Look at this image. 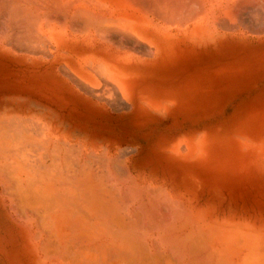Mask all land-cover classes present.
<instances>
[{"label":"bare ground","instance_id":"obj_1","mask_svg":"<svg viewBox=\"0 0 264 264\" xmlns=\"http://www.w3.org/2000/svg\"><path fill=\"white\" fill-rule=\"evenodd\" d=\"M228 35L264 36V0H0L1 48L11 41L66 57L80 77L114 79L125 92L137 87L135 62ZM206 146L199 134L171 150L200 155ZM130 149L90 141L41 113L0 116V195L35 264H264L262 219L138 171Z\"/></svg>","mask_w":264,"mask_h":264},{"label":"rangeland","instance_id":"obj_2","mask_svg":"<svg viewBox=\"0 0 264 264\" xmlns=\"http://www.w3.org/2000/svg\"><path fill=\"white\" fill-rule=\"evenodd\" d=\"M8 44L0 47V116L37 112L90 141L130 147L138 171L264 221V36L194 40L147 56L134 63L139 79L128 92L114 79L80 77L66 57ZM74 47L69 56L77 58ZM199 134L207 139L200 155L171 150ZM0 264H35L24 226L1 195Z\"/></svg>","mask_w":264,"mask_h":264}]
</instances>
